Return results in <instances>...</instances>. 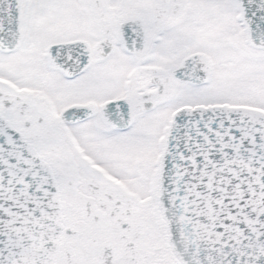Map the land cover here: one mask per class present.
<instances>
[{
  "label": "snow or ice",
  "instance_id": "snow-or-ice-1",
  "mask_svg": "<svg viewBox=\"0 0 264 264\" xmlns=\"http://www.w3.org/2000/svg\"><path fill=\"white\" fill-rule=\"evenodd\" d=\"M0 264H264V0H0Z\"/></svg>",
  "mask_w": 264,
  "mask_h": 264
}]
</instances>
